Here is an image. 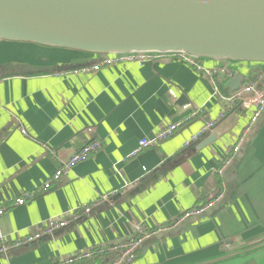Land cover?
<instances>
[{
  "label": "crops",
  "instance_id": "1",
  "mask_svg": "<svg viewBox=\"0 0 264 264\" xmlns=\"http://www.w3.org/2000/svg\"><path fill=\"white\" fill-rule=\"evenodd\" d=\"M15 44L34 45L0 40V205L6 208L0 229L12 242L54 215L84 207L90 213L0 252V264H51L85 250L112 249L133 235L134 224L156 229L224 197L209 217L143 239L132 264H264V246L216 260L225 239L264 237V111L253 123V106L223 112L232 77L206 76L169 54L86 70L99 54L50 47L32 53ZM204 63L225 65L233 76L243 74L240 87L256 82L264 91V64ZM207 120L214 128L185 145ZM176 121L182 125L173 135L140 147ZM252 127L243 158L227 174L230 188L223 171ZM213 133L217 138L203 144ZM91 138L101 147L53 181L60 164ZM47 180L51 187L39 192ZM31 190L37 191L32 199L15 203ZM109 252L81 264L113 257Z\"/></svg>",
  "mask_w": 264,
  "mask_h": 264
},
{
  "label": "water",
  "instance_id": "2",
  "mask_svg": "<svg viewBox=\"0 0 264 264\" xmlns=\"http://www.w3.org/2000/svg\"><path fill=\"white\" fill-rule=\"evenodd\" d=\"M0 40L95 55L184 53L200 60L264 64V0H0ZM242 81L243 74L236 72L227 87L235 91ZM255 129L223 171L230 188L227 174L243 158ZM226 198L183 219L174 230L209 217ZM263 246L264 237L246 242L237 235L224 240L216 260Z\"/></svg>",
  "mask_w": 264,
  "mask_h": 264
},
{
  "label": "built area",
  "instance_id": "3",
  "mask_svg": "<svg viewBox=\"0 0 264 264\" xmlns=\"http://www.w3.org/2000/svg\"><path fill=\"white\" fill-rule=\"evenodd\" d=\"M159 53H146V52H133V53H111V54H102L99 55L97 60L85 67L86 70H98L102 66L113 65L122 60H144L148 59L150 56L159 57ZM169 55L177 56L182 62L192 67L195 71L204 74L206 76H212L214 74H223L229 77H233L232 72L225 65H213L209 66L204 63L205 60H200L190 55L184 53H170ZM171 97H174L172 91H169ZM236 106H240L242 108H248L253 106V112L250 119V123H253L257 120L259 115L264 111V91L258 87L256 82H248L243 84L240 88L233 91L230 95L224 97V106L223 112H230ZM182 125L181 121L170 122L163 129H160L152 138H144L140 141V147H146L150 145H155L160 141L166 139L167 137L173 135L177 130L180 129ZM214 128V121L207 120L204 122L203 126L194 134L190 136V138L185 142V145H189L192 141L197 140L201 135L205 134L209 129ZM89 132L91 129H87ZM20 131L22 133H26L24 127H20ZM101 147V144L98 140L91 138L89 142L81 146L77 149L68 159L63 161L60 166L55 170L52 175L53 181H58L62 176L66 175L67 172L78 162L86 160L93 152L98 150ZM239 150V146H235L233 148V152L237 153ZM135 154V152L131 153ZM232 156L227 158L226 163L228 164L232 160ZM116 166V165H114ZM51 180H47L42 184V187L38 190L47 191L51 187ZM35 190L26 191L18 197L15 201L16 204H23L26 201L32 199L33 196L36 195ZM210 202L204 207L190 209L184 211L176 218V221L172 225H166L162 227H158L156 229L147 230L143 229L141 225L134 224L133 227V235L129 238L122 241L120 244L112 247V249L99 248L96 251L85 250L73 255H66L65 257H61L59 260L51 263V264H81L83 261L87 259H91L95 256L102 257L105 253H110L109 251L115 252L113 257L106 258L101 260L95 264H132L134 260V251L140 245L143 239L148 238L152 234H156L157 232L167 231L172 229L175 225L181 222L183 219L191 216L199 214L206 209H208L213 203ZM6 208L0 205V216L4 214ZM80 213L84 215H88L90 213V207H84L82 212H78L75 210H69L62 214L54 215L45 221H43L40 225V228L34 230L32 232L27 233L22 239H16L12 242L7 241L6 235L2 233L0 229V252L7 251L11 247L19 246L21 244H28L36 240H40L43 236L49 235L55 231H59L69 225L71 222L77 221L81 219Z\"/></svg>",
  "mask_w": 264,
  "mask_h": 264
},
{
  "label": "rangeland",
  "instance_id": "4",
  "mask_svg": "<svg viewBox=\"0 0 264 264\" xmlns=\"http://www.w3.org/2000/svg\"><path fill=\"white\" fill-rule=\"evenodd\" d=\"M2 43L3 44H7L8 42H2ZM14 46H16L21 51H25L27 49H31L32 53H35L36 51L37 52L46 51V50H42V49H45L43 46L39 47L38 45L34 46V45H28V44H18V45L15 44ZM4 49H6V48H4ZM4 49H3V51H4ZM3 53H4V55L6 54L5 51ZM262 261L264 263V257L262 258Z\"/></svg>",
  "mask_w": 264,
  "mask_h": 264
},
{
  "label": "trees",
  "instance_id": "5",
  "mask_svg": "<svg viewBox=\"0 0 264 264\" xmlns=\"http://www.w3.org/2000/svg\"><path fill=\"white\" fill-rule=\"evenodd\" d=\"M40 47V46H39ZM45 48V47H44ZM258 68H255V70H257ZM217 75L218 74H214L213 75V77L216 79L217 78ZM218 176H220L219 174L218 175H216V177L218 178ZM210 202H212V201H210ZM209 202V203H210ZM208 204V203H207ZM197 208H201V207H197ZM193 209H196V208H193ZM176 220H173V221H171L170 223H168V225H172L174 222H175ZM143 246H144V244L142 243V244H140L138 247H137V249H135V251H134V253H133V255H134V259H136L138 256H139V253H140V250L143 248ZM97 250V249H96ZM96 250H93V251H96Z\"/></svg>",
  "mask_w": 264,
  "mask_h": 264
}]
</instances>
